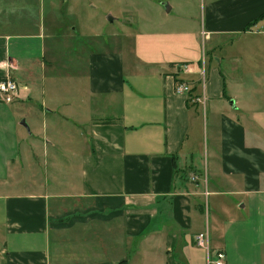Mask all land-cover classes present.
Wrapping results in <instances>:
<instances>
[{
    "label": "crops",
    "instance_id": "1",
    "mask_svg": "<svg viewBox=\"0 0 264 264\" xmlns=\"http://www.w3.org/2000/svg\"><path fill=\"white\" fill-rule=\"evenodd\" d=\"M68 2L0 0V264H207L199 233L264 264V0L114 48L77 47Z\"/></svg>",
    "mask_w": 264,
    "mask_h": 264
},
{
    "label": "rangeland",
    "instance_id": "2",
    "mask_svg": "<svg viewBox=\"0 0 264 264\" xmlns=\"http://www.w3.org/2000/svg\"><path fill=\"white\" fill-rule=\"evenodd\" d=\"M69 1L66 7H63V11L60 12V20L65 28L68 27L69 31L73 29L72 35H74L77 47H85V45L87 48H96L97 46L114 48L117 45L118 47H128L132 40L125 39V36L128 33L131 35L132 33L136 34L137 29L140 28L139 24L143 25L141 28L143 32H155L156 27L162 25L163 28L157 31L196 32L201 39L200 27L203 24L201 22L202 0ZM91 5L96 8L91 9ZM165 5H170L172 8L169 14H165ZM48 12L49 9L46 10V15ZM106 13L117 20L114 19L115 21L112 24L103 23L102 18L106 16ZM124 22H131L132 24L123 25ZM137 22L139 23L137 24ZM249 30L251 29L249 28ZM204 37L206 38L207 35ZM77 42L78 44H76ZM189 50H193L191 45ZM0 103L5 104L1 101ZM39 124H41L40 121ZM22 149H24V151L22 150L23 156L26 153V148L23 147Z\"/></svg>",
    "mask_w": 264,
    "mask_h": 264
},
{
    "label": "built area",
    "instance_id": "3",
    "mask_svg": "<svg viewBox=\"0 0 264 264\" xmlns=\"http://www.w3.org/2000/svg\"><path fill=\"white\" fill-rule=\"evenodd\" d=\"M186 66L182 70H186ZM188 91L186 84L181 83L176 87L177 94ZM20 85L12 78L6 77L0 81V101L6 105L14 103L20 99ZM193 243L196 247L207 251V264H225V254L222 251H210L208 247V236L206 233H199L193 236Z\"/></svg>",
    "mask_w": 264,
    "mask_h": 264
},
{
    "label": "water",
    "instance_id": "4",
    "mask_svg": "<svg viewBox=\"0 0 264 264\" xmlns=\"http://www.w3.org/2000/svg\"><path fill=\"white\" fill-rule=\"evenodd\" d=\"M164 9H165V11H166L167 13H168L169 10H170V8H169L168 6H166V5H165ZM108 20H110V17L108 18ZM22 125H25V123L23 122ZM25 127H26V125H25Z\"/></svg>",
    "mask_w": 264,
    "mask_h": 264
},
{
    "label": "trees",
    "instance_id": "5",
    "mask_svg": "<svg viewBox=\"0 0 264 264\" xmlns=\"http://www.w3.org/2000/svg\"><path fill=\"white\" fill-rule=\"evenodd\" d=\"M262 20H264V15H262V16H260L257 20H256V22H259V21H262ZM255 22V23H256ZM255 23H253V24H255ZM1 80V79H0Z\"/></svg>",
    "mask_w": 264,
    "mask_h": 264
}]
</instances>
